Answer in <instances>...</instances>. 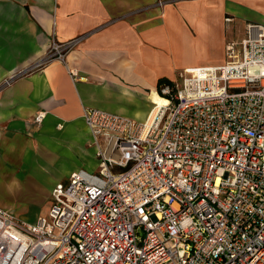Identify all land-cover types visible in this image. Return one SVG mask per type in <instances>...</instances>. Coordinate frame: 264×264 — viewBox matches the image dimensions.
I'll return each instance as SVG.
<instances>
[{
	"label": "built area",
	"instance_id": "1",
	"mask_svg": "<svg viewBox=\"0 0 264 264\" xmlns=\"http://www.w3.org/2000/svg\"><path fill=\"white\" fill-rule=\"evenodd\" d=\"M79 38L52 36L19 74L57 60L74 79ZM224 54L161 83L143 120L85 107L97 168L55 182L47 216L0 207V264H264V26Z\"/></svg>",
	"mask_w": 264,
	"mask_h": 264
},
{
	"label": "crops",
	"instance_id": "2",
	"mask_svg": "<svg viewBox=\"0 0 264 264\" xmlns=\"http://www.w3.org/2000/svg\"><path fill=\"white\" fill-rule=\"evenodd\" d=\"M254 23L264 26V0H0L1 176H15L39 148L66 152L67 165L54 163L60 178L97 168L88 155L96 157V149L85 107L143 120L161 77L223 63H199L196 55L223 54L226 42L239 41ZM52 36L80 37L66 56L74 79L57 60L19 74L45 53ZM40 111L44 117L35 123Z\"/></svg>",
	"mask_w": 264,
	"mask_h": 264
},
{
	"label": "rangeland",
	"instance_id": "3",
	"mask_svg": "<svg viewBox=\"0 0 264 264\" xmlns=\"http://www.w3.org/2000/svg\"><path fill=\"white\" fill-rule=\"evenodd\" d=\"M247 20L253 21L248 18ZM194 48L196 50V47L189 46L188 50L191 51ZM196 56L199 58V63H204L210 61L209 59L223 60L226 55L218 51H211L207 55L198 54ZM98 139L100 146L104 147L107 137L100 136ZM88 155L91 162L94 163L96 157ZM69 161L64 150L49 151L47 148H39L35 151L34 162L30 161L24 164L18 171H15V176L12 172H8V176L3 177L0 174V207L7 209L18 218L28 221L35 220L39 215L47 216L50 206V194L46 195V187L56 180H64V177L60 178V173L56 171L57 168L54 167V163L57 166L59 165V169L61 163V166L64 163L67 165ZM95 169L96 167L92 171Z\"/></svg>",
	"mask_w": 264,
	"mask_h": 264
},
{
	"label": "bare ground",
	"instance_id": "4",
	"mask_svg": "<svg viewBox=\"0 0 264 264\" xmlns=\"http://www.w3.org/2000/svg\"><path fill=\"white\" fill-rule=\"evenodd\" d=\"M156 92H153L152 96L149 97H151L153 103H156L157 105H161L162 103L165 102V99L162 96L160 97Z\"/></svg>",
	"mask_w": 264,
	"mask_h": 264
},
{
	"label": "trees",
	"instance_id": "5",
	"mask_svg": "<svg viewBox=\"0 0 264 264\" xmlns=\"http://www.w3.org/2000/svg\"><path fill=\"white\" fill-rule=\"evenodd\" d=\"M163 82H171V79H168V78H166V77H161V78L159 79V81H158L157 87H158L161 83H163Z\"/></svg>",
	"mask_w": 264,
	"mask_h": 264
}]
</instances>
